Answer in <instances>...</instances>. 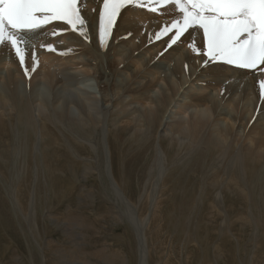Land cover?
Segmentation results:
<instances>
[{"label":"bare ground","instance_id":"bare-ground-1","mask_svg":"<svg viewBox=\"0 0 264 264\" xmlns=\"http://www.w3.org/2000/svg\"><path fill=\"white\" fill-rule=\"evenodd\" d=\"M101 7L102 0H84L82 15L90 23L88 40L71 31L53 36L51 33L56 25L61 28L67 27L60 22H54V25H48L44 29L38 30L39 34L33 36L28 45H22L26 49L25 67L32 68L33 51H35L36 58L39 61V66L34 73H31L30 79L25 76L24 68L21 67L14 51L10 47L0 46V159H5L1 161L2 164L0 162V167L3 171L10 166V169H29L31 167L30 165L28 167L29 161L38 157L41 159V163L37 162V164L42 169H45V167L47 169H58L57 166H53V164H57V161H60L57 158L58 154H60L59 157L63 159L64 163H68L73 158V153L77 151L81 155L74 154V157L83 165V168L94 169L97 163L94 150L96 151L97 133L100 131L101 147L103 151H105L104 148L107 149L106 155L108 161H110L109 166L111 164V169H139L142 173L140 181L145 177L147 169H159L155 165L156 159L166 157L171 170L165 172L163 180L164 184H172L163 190H159L158 195L156 194V197L152 200L162 199L176 188H182L181 185L183 184L180 182L188 175L186 177L187 181H184V187L187 190H193L195 187L197 190L201 189L200 193L198 191V198L195 196L192 201H195V198L197 200L200 198V202L204 204L205 198L206 200L210 199L207 207H205L208 208V216L206 217L208 220L223 219L231 220V222L232 220L242 223L248 222L250 226H244L243 224V227L239 226V228H247L250 231L253 230L251 224L256 223L255 228L259 227L257 228L258 231L263 230L264 212L260 211L261 209L264 210V99L260 98L254 74L230 69L219 62H209L207 66H204L202 61L207 58L195 55L186 44L179 47L174 45L165 51V41L168 37L160 40L150 39V37H154V33L162 26V22L166 17L148 13L146 10H124L122 18L117 19L111 36L106 38L108 47L105 51L99 46L98 11ZM94 9L96 11H93ZM127 15L132 20H129ZM185 35L187 36V34ZM194 38L199 45L201 34L195 33ZM49 44L56 49L55 52L47 51L45 47H42V45ZM60 52L64 54H58ZM88 81H91L92 84ZM165 81L170 86H165L162 91H159L160 84L165 83ZM211 82L215 83L214 86L211 85L213 88L209 86ZM92 88L95 92L92 91ZM182 88L184 89L180 90ZM151 93L159 94V96L156 97L155 95L153 97ZM186 98L193 99L192 103L188 102L189 99ZM117 109L118 112H116ZM39 145H41V153H38ZM114 158L121 159L119 168L112 166ZM71 163L70 167L74 164L77 166L75 161ZM174 169H185V172L178 175ZM257 169H262V171ZM157 178H160L159 175ZM255 181L257 182L256 186ZM23 189L22 186L19 190L23 191ZM72 190L74 191V189ZM117 190V192H114L116 195H120L123 191ZM45 195L43 199H45ZM229 197H233L239 203L237 208V204L235 205L234 202L231 204L235 207L232 209L233 211L228 207L224 208V203L229 200ZM120 198L127 206V215L130 219L125 216V222L127 221L126 224L131 229L130 235L135 241V246L137 242V264H145L150 256L144 237L145 228L136 222V216L138 214L142 215V213L134 211L131 206H128L122 195H120ZM146 198L147 196L141 194L139 199L140 208L144 211V217L151 220V224H153L159 218L158 213L162 212L163 215L161 216H164L165 210L162 211L160 208L159 210H157L158 208L151 210L150 208L151 211L148 216L147 200L149 199L146 200ZM22 199L26 200L27 198ZM19 202L17 201L18 204ZM164 203L165 201L158 202V204H163L162 207H165L166 204ZM184 203L185 201L181 200V204L184 205ZM258 203H260V206ZM83 204L85 203L83 202ZM175 205H177L176 202ZM76 206L78 207L77 204ZM231 206L229 207L231 208ZM73 210L71 209V211ZM71 211H69V214H71ZM178 211H181V208ZM100 212V218L113 215L112 211L106 208H101ZM83 213L85 212L83 211ZM254 214H257L259 219L249 217L250 215L254 216ZM57 215L59 216V214ZM72 215H69V218ZM80 215L82 214L80 213ZM80 215L77 218L73 217L74 220L79 221L82 225H88L90 220L82 216L79 217ZM27 218L30 221L31 218ZM196 219L198 220V216ZM84 226L86 227V225ZM222 227L220 232L223 234L224 228ZM96 231L99 235L98 229ZM234 231L232 230V233ZM94 233L96 232L94 231ZM225 235L228 236L226 233ZM72 236L75 235L72 234ZM84 237L81 236L78 250H59L58 248V250H53L54 255L60 258V261L53 264H64V261L66 264L80 261L83 264L90 262L91 258H88L90 252L86 254V247L84 248L86 250L82 249V243H86ZM25 239L27 240V238ZM231 239L233 240V238ZM102 241L103 239L100 242ZM220 241L221 238L218 242ZM103 244L106 250L101 249L99 251L98 249L97 254L94 252L96 255L92 254L89 257H101L109 263L125 262L123 260V258L126 259L124 256L122 258L117 252H111L110 245ZM124 244L128 245V243ZM242 244H240V248L245 247H241ZM260 244H258L259 247H261ZM102 245L100 244V246ZM7 247L9 248V246ZM225 247L224 249H226ZM218 249L220 251L219 247ZM229 249L226 250L229 251ZM234 249L232 248L230 251H234ZM239 250L236 252H239ZM122 252L124 251L122 250ZM233 253L230 252V255L233 256ZM9 254V264L18 260V255L13 250ZM223 256L225 255L223 254ZM133 258L135 257L133 256ZM47 259L43 257V264H48L45 261ZM237 260L239 259L237 258ZM242 261L239 262L242 263ZM149 262L151 261L149 260ZM206 262L208 263V261ZM209 262L212 263L211 260Z\"/></svg>","mask_w":264,"mask_h":264},{"label":"rangeland","instance_id":"rangeland-1","mask_svg":"<svg viewBox=\"0 0 264 264\" xmlns=\"http://www.w3.org/2000/svg\"><path fill=\"white\" fill-rule=\"evenodd\" d=\"M128 18H129V20H132L129 16H128ZM123 36H125V35H123ZM162 75H164V74H162ZM88 82L90 84H92L91 81H88ZM212 84L214 86L215 83L211 82V83H209V86H211ZM160 85L161 86H159V91H162L165 86H168V87L170 86L167 83V81H165V83H162ZM213 86H211V87L213 88ZM183 89L184 88H182L180 90H183ZM92 91L95 92V90H93V88H92ZM168 94H170V93H168ZM151 95L153 97L155 95H156V97L159 96V94H153V93H151ZM186 99H189V98H186ZM192 101H193V99L188 100V102H190V103H192ZM116 112H118V109ZM116 112H114V113H116ZM99 135H100V131H98V133H97V142L95 144L96 151L94 150V156H95L96 161H97V163L94 166V169L83 168V165L81 163H79V161L76 160L77 158L74 157V154L75 155L76 154L81 155L80 153H77V151L73 153V156H72L73 158L70 160L71 162L75 161V163H77V166L74 164L72 167H70L69 165L71 162L69 161L68 163L67 162L64 163L62 161L63 159L61 157H59L60 154H58L57 158L60 159V161H57V164H53V166H57L58 169H47L46 167H45V169H42L37 164V162L39 164L41 163V159L38 157H36V159L34 158V160L32 159L31 161H29L28 167L31 166L29 168L30 170L29 169H10L11 168V166H10L8 169H4V171H3L2 167H0V170H2V171H0V185H2V186H0V196H1L0 197V206H2V207H0V209L2 208V210H0V213H1L0 215L2 217V218L0 217V222H1L0 223V233H1L0 237H2V238H0L1 239L0 240V248H2V249H0V260H1L0 264H9L8 263V257L10 255L9 253L12 252V250L15 252V254L18 255V260L12 264H15V263L16 264H30V261H31V264H43L44 263L43 257L45 259L48 258L47 260H45L48 262V264L57 263V261H60V258L57 255L56 256L54 255V251L58 250V249L59 250H71V251L78 250L80 248L79 242H80L81 236H85L84 238L86 240V243H84V242L82 243V249H84L86 247L87 250L84 249V250H86V254H88L90 252L88 254V258H91L90 262L92 261L91 262L92 264H137L138 263L137 242H136V246H135V244H134L135 241L132 238V236L130 235L131 229H130L129 225L126 224L127 221L125 222V220H126L125 216H127L128 219H130V217L127 215V206L122 202L123 200L120 198V195H122L126 204L128 206H131L134 209V211H139V213L140 212L142 213V215L138 214L136 216V219H137L136 222L138 224L140 223V225L141 226L143 225L145 228L144 229V235H145L144 237L146 240L145 241L146 242V248L150 252L149 253L150 258L149 257H148L149 259L147 258L145 264H149V263L150 264H179V263L180 264H203L204 262L207 263L206 261H208L207 264H209L210 260L212 262L210 264H213V263L214 264L215 263L216 264H248V262H249V264H259V263L264 264V253H263L264 252V231H263L264 228H262L263 230L258 231L257 228H259V227L255 228L256 223H253V224H251L253 230L250 231V229H247V228L246 229L239 228V226L243 227V224H244V226H250V224L248 222L242 223V222H238V221H234V220H232V222H231V220H223V219H216V220H210L209 219L208 220L206 218L208 216V210H207L208 208H205V207H207V203L209 202L210 199L206 200V198H205L204 204H203V202L202 203L200 202V200H199L200 198L198 199L199 201L196 199V198H198L197 196L199 195L201 189L197 190V188L195 187V188H193V190H187L184 187V185H185L184 181L185 182L187 181L186 177H188V175L186 177H184V180H181V182H180L181 184H183V185H181V186H183L182 188H180V187L176 188L173 191L174 193L172 191L169 193L170 196L169 195L164 196L166 198L168 197L167 199L163 197L162 199H156V201L154 199L152 200V198L156 197V194L158 195L159 190H163L172 184V183H170L169 185L164 184V180H163V178L165 176V172L171 170L169 162L166 161V157H161L160 159H156L155 165L159 169H147L146 173H145V177L143 178L142 181H140V176L142 177V173H140L141 170H139V169H115V168L111 169V164L109 166L110 161H108V158L106 155L107 149L104 148L105 151H103V149L101 147L102 145L100 143L101 137ZM40 148H41V145H39V147H38V153H41ZM87 152H88V150H87ZM97 153L98 154L100 153L101 155L100 154L98 155ZM14 154L16 155V153H14ZM4 160L5 159H2V160L0 159V162L4 161ZM111 161H112V159H111ZM120 161H121V159L114 158V160L112 161V166L119 168L120 167L119 166ZM2 163L3 162H1V164ZM153 163H154V161H153ZM35 164H37V165H35ZM107 166H108V168H107ZM67 167H70V168L66 169ZM79 167H81V168H79ZM149 167H150V164H149ZM91 170H92V172H91ZM174 170H175V173L178 175L185 172V169H174ZM257 170L262 171V169H257ZM36 172H37V175H36ZM44 175H46V176H44ZM158 175L160 177L159 179L157 178ZM38 177H39V180H38ZM21 178H23L22 181H21ZM24 178H26V179H24ZM51 178H53V179H51ZM13 180H14V182H13ZM25 180H26V182H25ZM53 181H54V183H53ZM50 182L52 185L50 184ZM117 183H118V185H117ZM18 184H22V185H18ZM69 184H72V185H69ZM113 184H115V185L113 186ZM254 184L256 186L257 182L255 181ZM17 185L20 188H22V186H23L24 187L23 191L19 190L20 188ZM66 186H69V187H67V188H69L68 191H67ZM71 186H72V188H71ZM118 186H119V188H118ZM62 188H64V189H62ZM72 189H74V191ZM117 189H119L120 192L123 190L120 195H116V193H114V192L118 191ZM43 190H45V191H43ZM63 191H65V192H63ZM198 191H199V193H198ZM20 192L23 194H21ZM1 194H3V195H1ZM130 194H132V195H130ZM141 194L147 196L146 200L149 199V200H147V202H148L147 203V209H148L147 211H149V212H147L148 216H149V213L152 209L158 208L157 210H159V208H160V210H162V211L165 210L164 216H161V215H163L162 212L158 213L159 218H157L156 221L153 222V224H151V220H147L146 217H144L145 216L144 211L140 208L141 204H139V199L141 197ZM44 195H45V199H43ZM17 196H18V198H17ZM195 196H196L195 201H192V200H194ZM184 197H185V199H184ZM22 198H24V199L27 198V199L23 200ZM31 198H32V200H31ZM3 199H5L6 202ZM13 199H15V200H13ZM172 199L174 200V202ZM16 200L18 202L20 201L19 202L20 205L17 203ZM146 200H145V203H146ZM181 200L185 201L184 205L181 204ZM44 201L47 203H45ZM161 201H165V203H164V204H166L165 207H162L163 204L162 205L158 204V202H161ZM79 202L81 203V205ZM83 202L85 204H83ZM154 202L156 205L154 204ZM175 202L177 203V205H175ZM233 202L235 205L237 204L236 208H237V206L239 207V203H237V201L233 197H229V200H227L224 203V208L228 207V209L232 210L233 208H235L234 206H231V204ZM58 203H61V204H58ZM76 204L78 205V207L76 206ZM185 204H187V205H185ZM50 205H52V206H50ZM71 205H72V207H71ZM79 205H80V207H79ZM189 205H190V207L188 208ZM200 205H202V206H200ZM258 205L260 206V203H258ZM41 206H43V207H41ZM44 206H45V208H44ZM75 206L77 209L75 208ZM178 206H179V208H181V211H178L179 210V208H177ZM229 206H231V208ZM69 207H70V210H69ZM8 208H9V210H8ZM20 208H21V211H20ZM59 208H61V209H59ZM101 208H104V209L106 208V209L112 211L113 215L114 214L115 215L114 216L113 215L102 216L101 218H104V219H101L99 216L100 215L99 213H101L100 212ZM150 208H151V210H149ZM71 209L72 210L75 209L76 211L75 210L71 211ZM32 210H34V211H32ZM69 211H71V214H73L74 216L72 215L69 218V215H71V214H69L70 213ZM83 211L85 213H83ZM90 211H91V213H90ZM3 212H4V214L6 213L7 215L6 214L4 215ZM59 212H61V213H59ZM260 212H264V210L261 209ZM30 213H31V215H30ZM80 213L82 215H80ZM180 213H182V214H180ZM15 214H16V216H15ZM57 214H59V216ZM61 215L63 218L61 217ZM78 215H80L79 217L82 216L85 219L90 220L91 222L90 221H88V222L91 225L89 223H88V225L84 224V225H86V227H85L84 225L80 224L79 221L74 220L73 217L77 218ZM139 215H140V217L143 216L144 218L142 219V217L141 218L138 217ZM115 216H116V218H115ZM197 216H198V220L196 219ZM16 217H17V219H16ZM27 217H30L31 218L30 221L31 220L32 221L30 222ZM229 217H231V215H229ZM249 217H251V218L253 217L252 219H254V218L259 219L257 214H254V216L250 215ZM65 219H67V220H65ZM58 220L61 222H59ZM72 220H73V222H72ZM113 220L115 221V223ZM198 221L200 222V224ZM223 221H225V222L223 223ZM42 222H43V224H42ZM262 222H264V221H262ZM49 224H50V226H49ZM216 224L218 225V227ZM72 225H73V227H72ZM74 225H76V226H74ZM211 226H213V227H211ZM230 226H231V228H230ZM91 227H92V229H90ZM221 227L224 228L223 234L220 232ZM205 228L207 229V231ZM210 228L212 230L215 229V230H213L214 233ZM67 229H68V231H67ZM69 229L71 232L69 231ZM97 229L100 233L99 235H98V232L96 231ZM172 230H173V232H172ZM232 230L233 231L238 230V231L237 232L234 231L232 233ZM247 230H249V231H247ZM33 231H35V232H33ZM94 231L96 233H94ZM240 231L241 232L243 231L242 233H244V234H242ZM262 232H263V234H262ZM208 233H209V235H208ZM225 233L228 234V236L225 235ZM238 233H241V234H238ZM72 234L75 236H72ZM94 234H95V237H94ZM101 234H103V235H101ZM218 234L220 237L218 236ZM206 235H207V237H206ZM250 235H251V237H250ZM8 236H10V237H8ZM97 236H98V238H97ZM224 236H226V237H224ZM229 236H231V237L229 238ZM234 236L237 238H235ZM244 236H245V238H244ZM127 237H129V238H127ZM222 237H224V238H222ZM238 237L242 238V239H239ZM25 238H27V240ZM220 238H221V241L223 240L222 242L221 241L218 242L220 240ZM231 238H233V240ZM41 239H42V241H41ZM102 239H103V241L100 242ZM117 239H118V241H117ZM224 239H226V240H224ZM251 239H252V241H251ZM88 240H90V241H88ZM130 240L132 241V243ZM215 240H217V241H215ZM256 240H257V242H256ZM13 241L15 242V244H13L14 243ZM108 241H110V242H108ZM208 241L210 244L208 243ZM259 241L262 243L260 244ZM28 242L31 245H28L29 244ZM43 242H45L46 244L44 245ZM98 242L101 245L103 243H105V245H110L109 249L111 250V252L112 251L117 252L119 255H121L122 258L124 256L126 258V259L123 258V260H125V262L116 261L113 263H109L108 261L104 260L101 257L100 258L97 256L89 257V256H92V254L96 255L98 253V249H99V251H101V249L106 250L103 247L104 244L102 246H100V244ZM223 242H225V243H223ZM4 243L6 244V246L4 245ZM124 243H128V245L124 244ZM7 244H9V245H7ZM60 244L61 245L64 244V245L61 246ZM74 244H76V245H74ZM217 244H219L220 246L222 244L223 245L225 244V245L224 246L222 245L220 247ZM240 244H242L241 247L245 246V247H243L245 250L243 248H240ZM258 244H260L261 247L263 245V247L262 248L259 247ZM7 246H9V248ZM235 246H236V248H235ZM218 247L220 248V251H219ZM224 247L226 249L230 248L229 251L224 249ZM238 247L240 250L238 249ZM134 248H136V249L134 250ZM232 248L233 249L235 248L236 250L234 249V251H230V250H232ZM217 249H218V252H217ZM122 250L124 252H122ZM238 250H239V252L241 250H243V251H241L240 253L236 252ZM219 252H220V254H218ZM230 252H231V254L234 252L233 253L234 257L232 255H230ZM221 253H223L225 256H223V254H221ZM254 253H256L257 255H255ZM262 253H263V255H262ZM133 256L135 258H133ZM215 256H216V258H215ZM49 257H50V259H49ZM226 257H227V259H226ZM231 257H232V259H231ZM21 258H22V261H21ZM209 258H211V259L209 260ZM237 258L239 260H237ZM261 258H263V259H261ZM32 260H33V262H32ZM135 260H137V261H135ZM149 260L151 262H149ZM246 260L247 261L249 260V261L247 262ZM103 261H104V263H103ZM239 261L240 262L242 261V263H240ZM90 262H88L87 264H91ZM230 262H232V263H230ZM64 264H66L65 261H64ZM73 264H83V263L80 261V262H76ZM84 264H86V263H84Z\"/></svg>","mask_w":264,"mask_h":264},{"label":"snow or ice","instance_id":"snow-or-ice-1","mask_svg":"<svg viewBox=\"0 0 264 264\" xmlns=\"http://www.w3.org/2000/svg\"><path fill=\"white\" fill-rule=\"evenodd\" d=\"M83 4L84 0H0V46L14 51L30 79L39 61L33 51V66L25 67L26 49L22 45H28L38 30L54 22L67 27L56 25L53 36L71 31L88 40L90 23L82 15ZM124 10L165 16L150 39L168 37L165 51L186 44L195 55L207 58L202 61L204 66L219 62L254 74L264 99V0H102L98 11L101 49L107 51L106 38ZM195 33L201 34L199 45ZM42 47L56 51L51 44Z\"/></svg>","mask_w":264,"mask_h":264}]
</instances>
